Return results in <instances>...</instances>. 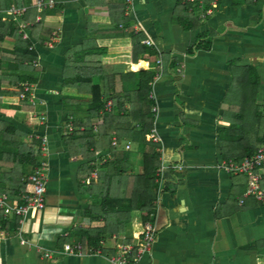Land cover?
<instances>
[{
	"label": "crops",
	"instance_id": "0c3cea01",
	"mask_svg": "<svg viewBox=\"0 0 264 264\" xmlns=\"http://www.w3.org/2000/svg\"><path fill=\"white\" fill-rule=\"evenodd\" d=\"M55 1L54 15L45 23L52 39L33 42L40 74L29 106L36 108L32 116L15 115L48 139L46 206L26 220L20 235L18 220L4 219L0 211V264H113L121 245L136 243L138 216L122 235H106L98 249L81 243L82 231L91 225L89 209L99 204L84 186L95 184L111 160L127 159L139 172L143 153L153 150L142 148L139 137L121 143L115 135L98 139L109 115L104 111L91 121L96 140L68 143L69 126L87 120L92 96L89 87L79 92L77 84L84 79L78 70L63 74L66 56L95 45L108 49L102 64H113L116 71L146 70L148 54L137 63L122 62L132 35L140 36L143 46L152 41L147 47L159 54L160 77L151 85L158 109L155 151L161 155L151 223L155 240L150 252L132 264H264V202L247 195V176L218 168L264 142V0H203L194 7L181 0ZM199 42L207 48H197ZM79 61L91 66V83L102 86L96 57ZM66 79L75 83L64 86ZM135 84L124 82L125 91ZM110 115L120 113L113 108ZM29 190L28 182L25 193ZM25 193L8 196L17 203ZM64 245L80 246L84 256L63 255Z\"/></svg>",
	"mask_w": 264,
	"mask_h": 264
},
{
	"label": "trees",
	"instance_id": "16d2710c",
	"mask_svg": "<svg viewBox=\"0 0 264 264\" xmlns=\"http://www.w3.org/2000/svg\"><path fill=\"white\" fill-rule=\"evenodd\" d=\"M33 4L34 0H0V193H5L11 198L25 193L27 177L38 165L36 152L39 141L32 132L33 128L28 124L29 122L27 124L18 122L15 116L16 114L32 116L33 112L27 102L19 100L18 86L22 83L35 84L39 79L40 73L32 65V62L37 60L35 46L32 50H29V47L33 42L41 45L43 41L52 39L51 29L46 27L45 23L46 18L53 17L55 9L42 12L41 20L37 23L33 22L36 14L34 8H30L17 21L7 16L5 12H8L11 6L23 7ZM24 20L32 22L27 28L31 40H23L17 32L18 22ZM140 39V36L132 35L128 54L122 57L123 63L125 61L132 64L137 63L141 55L148 54L147 69L139 73L124 74L122 71H116L113 64H102L101 57L108 54V49L97 45L76 50L66 56L64 77H68L66 75H69L73 69L78 70L76 75L83 76L84 79L77 84L79 92H85L84 87H89L88 91L92 96L87 103V120L75 122V133L68 136V143L92 141L95 137L91 121L104 111L105 100H111L114 109H118L120 115L118 118L110 114L105 117V128L100 130L98 139L107 141L108 137L112 138L115 135L121 143L124 139L135 140L139 137L142 148L153 150L152 153H143L139 172H135L127 159L111 160L101 167L95 184L84 186L88 195H95L99 199L98 206L90 208L88 212L91 225L82 231L81 243L87 248H100L101 242L108 234L122 235L125 229L132 225L135 216L141 220L137 225L138 231H141L146 223L154 221L155 201L159 190L155 180L160 168L161 155L155 151L159 146L155 145L150 137L155 128V116L152 112L155 102L150 96L151 83L159 72L155 67L159 54L156 50L143 46ZM200 47L207 48L199 42L197 48ZM91 57H96L100 62L94 70L102 76V86L91 83L89 79L91 66L78 64L80 59ZM73 62L76 63L74 68H72ZM68 80L66 79L64 86L75 83L74 80L71 83ZM127 81L136 82L128 92L124 89V82ZM254 103L252 101L253 107ZM115 124L117 128H109L110 125ZM82 127L84 132H78ZM257 150L258 148L251 149L244 156L238 157L236 162L253 156ZM92 170L93 168L90 167L88 172Z\"/></svg>",
	"mask_w": 264,
	"mask_h": 264
},
{
	"label": "built area",
	"instance_id": "2783aa9c",
	"mask_svg": "<svg viewBox=\"0 0 264 264\" xmlns=\"http://www.w3.org/2000/svg\"><path fill=\"white\" fill-rule=\"evenodd\" d=\"M203 0H181L183 5L187 6H198L202 4ZM131 4V0L128 5ZM57 6L55 0H34V4L30 6L15 7L11 6L8 12H5L7 16H10L13 20H18L23 15L27 13L30 8H34L36 15L34 16L33 22L37 23L41 20L40 14L54 9ZM212 14V11H208L206 15ZM32 25L30 20H24L18 22V34L21 35L23 40H31L27 32V28ZM122 27V26H120ZM56 34H53V39ZM144 45L153 46V42L145 40ZM34 44L32 43L29 50H32ZM157 64L160 66L161 61L158 60ZM33 67L38 66L37 60L32 62ZM160 77V72H158L154 77V82H156ZM153 82V81H152ZM152 84V83H151ZM19 100L21 102H27L30 106L34 105V84L22 83L19 84ZM150 99L155 102V96L153 92L151 93ZM113 102L109 101L106 103L104 108L105 114H110L113 112ZM152 112L155 119L158 114V109L156 106L153 107ZM44 122L45 119L41 118ZM68 133H74V125L71 124L68 128ZM151 140L154 144H158V137L156 129L151 132ZM35 138L40 142L37 148L36 158L38 160V165L36 166L34 172L28 177L30 190L22 195L20 202L13 203L7 194L0 193V211L4 219L15 218L18 220L19 235L21 234V228L25 225V222L30 217H35L38 213L44 211L46 206V191L48 187V172L49 163L47 160L48 139L43 135H35ZM113 146L117 147L118 143L116 140L113 141ZM126 150H130V146L126 147ZM220 171L227 175L247 176L249 180V189L247 195L253 197L259 202H264V142L258 151L251 157H247L241 162H236L233 160L222 162L218 167ZM94 178H96V172L93 173ZM158 175H156V178ZM158 183V179L156 181ZM243 203V201H241ZM2 227L0 226V234L3 233ZM155 240V228L151 223H146L143 226L141 232L133 236V241L135 244H123L119 247V255L111 259L113 264H132L141 260V258L150 252V249ZM63 255H75L78 257H83L81 247H71L70 245L63 246ZM100 253H98L99 255ZM43 258L50 260L51 255L48 253H41ZM134 256V257H133ZM133 257V259H131Z\"/></svg>",
	"mask_w": 264,
	"mask_h": 264
},
{
	"label": "rangeland",
	"instance_id": "374dc122",
	"mask_svg": "<svg viewBox=\"0 0 264 264\" xmlns=\"http://www.w3.org/2000/svg\"><path fill=\"white\" fill-rule=\"evenodd\" d=\"M39 71V70H38ZM40 72V71H39ZM28 104V103H27ZM29 105V104H28ZM36 108V106L35 107H33V109H35ZM17 118V120H18V122H21L22 120H24V118H20L19 116H17L16 117ZM26 124H27V122H26ZM29 125H31V123H28ZM20 126V128H22L21 127V125H19ZM23 129V128H22ZM32 133V132H31Z\"/></svg>",
	"mask_w": 264,
	"mask_h": 264
}]
</instances>
